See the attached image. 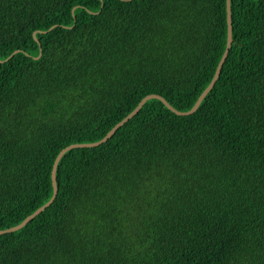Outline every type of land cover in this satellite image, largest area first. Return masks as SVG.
<instances>
[{"label":"trees","instance_id":"obj_1","mask_svg":"<svg viewBox=\"0 0 264 264\" xmlns=\"http://www.w3.org/2000/svg\"><path fill=\"white\" fill-rule=\"evenodd\" d=\"M231 8L198 108L67 150L0 264H264V0ZM227 38V0H0V230L145 96L192 109Z\"/></svg>","mask_w":264,"mask_h":264},{"label":"water","instance_id":"obj_2","mask_svg":"<svg viewBox=\"0 0 264 264\" xmlns=\"http://www.w3.org/2000/svg\"><path fill=\"white\" fill-rule=\"evenodd\" d=\"M227 20H228V38H227V47L226 50L223 54V57L219 63L217 72L215 74V77L213 78L212 82L209 84V86L205 89V91L201 94V96L198 98L197 102L195 103V105L192 107V109L188 110V111H180L178 109H176L174 106H172L162 95L160 94H149L147 96H145L140 103L138 104V106L131 112L129 113L123 120H121L119 123H117L108 133L107 135H105L104 138H102L101 140L97 141V142H91V143H75V144H71L67 147H65L64 149H62L59 153V155L57 156L55 163H54V167H53V172H52V179H53V186H54V193L52 198L46 202L45 204H43L41 207H39L38 209H36L32 214L28 215L21 223L12 226L10 228L7 229H3L0 230V234L4 233V232H10V231H15L18 230L20 228H22L23 226H25L28 222H30L34 217H36L38 214H40L42 211H44L49 205L52 204V202L55 200L57 194H58V185H57V178H56V173H57V167H58V163L60 161V159L62 158V156L64 155V153L72 148H76V147H83V146H95V145H99L105 141H107L116 131L118 128H120L122 125H124L128 120H130L139 110L140 108L143 106V104L149 99V98H159L161 99L171 110H173L174 112H176L177 114L180 115H185V114H190L192 112H194L199 104L201 103L203 97L206 95V93L212 88V86L214 85L215 81L217 80L219 73L221 71V68L223 66L224 61L226 60L228 53H229V49L230 46L232 44L233 41V37H232V31H233V24H232V8H231V0H227Z\"/></svg>","mask_w":264,"mask_h":264}]
</instances>
